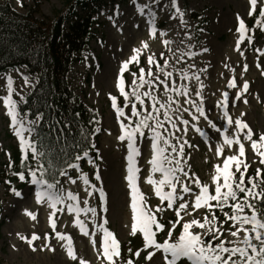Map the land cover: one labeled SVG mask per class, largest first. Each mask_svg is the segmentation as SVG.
<instances>
[{"label": "rangeland", "instance_id": "374dc122", "mask_svg": "<svg viewBox=\"0 0 264 264\" xmlns=\"http://www.w3.org/2000/svg\"><path fill=\"white\" fill-rule=\"evenodd\" d=\"M67 1L68 0H43L40 5V13L37 14V17L44 20L53 19L55 12L63 9ZM165 1H167V3L169 2V0H163L158 5L162 14L157 15L156 21L158 23L154 25L158 29V33L159 31L169 29L170 24H173V26L176 25L175 27L179 25L174 31L173 29H169L171 32L173 31L174 36L177 37L179 42L171 41L174 46L172 50L167 47L169 44H163L162 40H157L161 41L157 42L161 45L159 48H152L150 45L149 49H142L140 66L147 68V55H155L161 66H164V61L167 60L169 63L165 66L167 68L165 71L173 73L169 80V86L171 88L177 81L176 77L181 78V70L184 72L192 70L193 65L197 63L196 58H201V56L204 58L207 56L209 57L210 53L214 52L215 56L211 65L213 64L215 69H219L218 75L222 77L224 82L221 80V82L217 83L214 93H202L206 116L212 119L217 126L221 124L227 126L226 121L223 119L224 110L219 106V103L223 100V93L225 91H227L230 96H233L234 92L237 90L228 88V81L234 77L238 79V82L247 80L249 82V91L244 94V98L247 99L248 103H244L243 99L237 101V106L230 107L229 116L234 119H243L256 134L264 131V84L260 85L264 83V75L261 74V69L256 67V56L258 54L255 52V48H260L261 51L264 52V32H261L259 29L252 30L250 35H254V43L251 45L248 44L247 38L241 41L240 50L245 53L243 57L239 55L236 49V42L240 39V33L236 31L238 27L237 13L245 20V23L250 20V17L247 15L249 9L247 0H242V2L240 0H179L181 11L185 13L183 19L187 22V27L180 23L181 18L175 13V9L169 7V3L166 4ZM0 3H8L15 10L23 13L27 7L32 5L33 0H22V3L18 2V0H0ZM117 5H119L118 8H116ZM135 5L136 4L129 0H83V4L75 8L76 17H83L90 13L91 18L95 20V24L92 27L91 37L84 51L79 56V59L70 65L67 79L76 97L97 114L96 129H100V131H95L94 153H89L88 157H82L81 161H76L75 163L79 164V168L67 170L69 176L76 182L72 183L68 177H64V181H67L68 184L72 186L73 190L71 193L73 195L80 193L77 189L82 187L87 189V193L85 189H83L82 192L87 197L85 201L88 203L85 204L84 201H81V204H74L73 201H65L63 204H57L56 208H63V211L56 212L52 219L56 221V230L67 237L69 233L66 232L65 228L62 230L60 229L63 216L65 217L68 214H72L67 211L66 204L71 202L83 209V211L79 213V216L73 212L76 217L73 219L71 227L75 228L87 241L88 248L90 249L89 253L95 255V258H92L91 255L86 253L81 254L80 250L77 248V244L80 243V239L77 238L78 236L72 234L69 238L71 239L72 246L77 255L87 260L89 264H107L106 261L97 259V255L102 251L100 245L104 235L99 225L104 224L109 231H112L121 242V245L134 241L136 235L143 237L142 233L139 232L135 236L130 234L132 223V196L131 191H129L128 182L123 181V179L125 180L124 175L127 173L129 165L127 159V140L121 141L118 139L121 134L120 121L117 119L115 110L112 107L109 93L117 96V105L124 109L125 116L131 115V107L124 106L123 97L119 95L118 88L115 87L113 89L114 91H110L109 89H104L105 87H102V85L97 82L98 80L100 81V78H104L103 83L105 85L110 82H114L116 85L121 63L134 54L133 49L138 46L140 47L142 42H146V39L141 40L144 37L143 34L138 35L140 33V27L137 28L136 25L137 21L140 19L138 18L136 21L133 19V16L128 13V9L130 7L133 9ZM147 15V17L143 16V28H141V31L146 37H151L149 35V27L150 23H155V21L152 22L149 14ZM170 15L174 16L175 19H169ZM109 17H111V19H109ZM146 18H148V21H144ZM74 19L75 17H71L69 21ZM67 23L68 22H65L63 24L64 27L67 26ZM125 23L130 26H125ZM130 29H133L131 31L137 32V34L136 36L133 35V38L127 42V45L123 44L125 37L130 34L127 32ZM179 29L183 31L182 35ZM111 31L117 33L119 42H110L108 40ZM158 33L157 36L160 37ZM204 48H207L208 51H203ZM220 51H222L224 55L221 54L218 56L216 54ZM160 53H164V55L160 56ZM186 53H195V55L189 56L186 55ZM226 55L233 57L232 64L224 60ZM178 57L180 58L179 60L177 59ZM259 62L264 66V55L260 56ZM244 63L249 65L247 72H243L242 66ZM179 65H184V67L177 69ZM208 65L209 61L203 63L201 69H205ZM129 68L131 71L138 72V66L134 63L129 64ZM9 75L12 76L14 80L12 98L17 101V105L23 102L21 101V95L24 98L36 83L35 76L29 74L23 66L0 73V109L3 103V93L7 90L6 77ZM25 76L28 77L27 84H25L23 79ZM259 79L263 81H259ZM131 81V74L126 72L121 86H123L126 91L130 92ZM176 88L179 89L181 87L179 85ZM140 91L152 92L161 103L165 104H167L168 97H172L174 101H180L181 98V96L172 91H162L161 87H157L156 90L153 91L147 85H144ZM192 99L199 102L200 97H194ZM207 99H209V101H207ZM178 107L179 103H174L170 106L172 110ZM183 107L188 108L189 105H183ZM164 110L165 109H160L161 113H163ZM190 111L195 112V109H190ZM180 112H183V108H180ZM241 113H244V115L241 116ZM21 115L25 117V120L29 119L26 114ZM185 118L190 119L187 114H185ZM121 119H124V123L126 124L130 123L129 120L123 117ZM160 119H163L162 115ZM192 123L200 127L208 136L201 137L195 129L189 126V131L183 138L188 139L190 143L196 145V147L188 148L186 146V155L181 166L185 171H189L190 175L194 172L203 184H208L210 189L214 190L211 177L215 174V165L220 164L218 160L221 159L215 155L214 148L218 143L223 144V137L210 129L207 126V121L203 117ZM165 128L168 129V132L181 135L180 133H176V130L172 129L170 124H165ZM159 131L162 137H167L168 132H166L164 128L159 129ZM233 133L234 127L230 128L227 134L232 135ZM25 135L26 138H28L27 134ZM171 143L176 144L175 139H173ZM19 145V139L14 135L13 129L10 127V117L1 110L0 264H74V262L69 263L55 255L57 252H59L60 255L64 253L67 254L66 249L68 240L59 239L56 237L55 231L51 229L48 217L54 210L52 208L49 210L44 206L46 200L41 203V206L49 213L46 214L47 216L43 217V229H37L35 231H13L12 229V224L16 222L17 219H25L28 217L25 210L32 212L31 207L28 206L29 203H27L28 198L25 203L24 200H19L11 191L12 188H15L24 195L27 189L31 194L32 188H27L28 185L32 183L31 179L21 181L16 176H12L10 179L4 176L6 171L5 165L9 158L7 153H10L12 147ZM210 145L213 150H210ZM159 146L165 147L163 139L159 142ZM136 147L140 149V154L134 157V161H136L135 166L141 169L137 173L136 184L144 194L148 202L147 206L154 210L155 207L160 204V199L155 194L154 186L147 182V178L151 176L153 180L157 181L159 174L163 175V173L152 172L151 170L152 166L149 163L152 151L150 137L145 138L138 135ZM227 153L232 154L231 149H226L224 155H227ZM246 153L249 162L255 160L250 146H246ZM168 154L172 156L176 155L171 152V147H168L165 152V155ZM177 159H179V157H177ZM88 160H94L95 164H89L87 162ZM184 161H186V163ZM257 167L263 166L259 165L258 162L252 163L249 173L251 170L255 171ZM97 173L101 176L99 180L96 179ZM85 175L89 179L88 184L83 182L82 177ZM6 180H10L11 183L6 184ZM61 180L62 176L60 178V181ZM125 182L127 183L126 186ZM93 185H95V187H93ZM100 188H103L105 192L104 207L108 209L106 212L102 211L99 206ZM192 188L194 191L198 192V188H196L195 185H192ZM89 193H91V195H89ZM58 194H63L66 197L68 193L59 192ZM186 199H190V197H186ZM89 208H96L97 211L92 213L88 211ZM37 212L39 213V209H37L36 212L33 211L36 217ZM203 214L204 210H198L193 213V216L199 218ZM162 216L164 221L175 219V213L172 210H167ZM190 218L191 217L185 216L186 220ZM77 219L83 221L85 224L89 232L88 236H84L81 233L79 225L75 223ZM105 220L108 221L106 224ZM181 230V226L177 225L170 242L179 239ZM196 231H199V229H196ZM33 233L41 236L42 239L33 241V245L30 246L27 243V239H31ZM45 233H48V239H43ZM93 233H95V235H93ZM21 236L26 239L22 240L20 238ZM165 238L166 234L161 233L159 235V239L162 241ZM208 239L209 237H205V240ZM93 241L95 244H93ZM45 245L50 246L54 251H49ZM33 246L36 247V251L32 250ZM133 247L132 245V248ZM48 253L51 255L48 256ZM145 255H147V251L142 252L139 258V264H149L148 261L144 260ZM163 255L162 251H157L150 264H164ZM178 264H190V262H188L186 258H182V261L178 262Z\"/></svg>", "mask_w": 264, "mask_h": 264}, {"label": "snow or ice", "instance_id": "6c2138e0", "mask_svg": "<svg viewBox=\"0 0 264 264\" xmlns=\"http://www.w3.org/2000/svg\"><path fill=\"white\" fill-rule=\"evenodd\" d=\"M22 3V0H18ZM249 9L247 15L253 17L258 12V16L254 20L252 29H259L264 32V0H247ZM152 4H159V0H149L144 4L137 3V11L143 15L145 9H148V14L151 21H155L156 14L152 11ZM169 7L175 9V13L181 18L180 23L187 27V22L183 19L185 13L181 11L179 0H169ZM119 5L116 6L118 8ZM111 19V17H109ZM169 19H175L174 16H169ZM238 27L236 31L240 33V39L236 42V49L239 55L243 57L245 53L240 50L241 41L247 38L248 44L254 43V35L245 36L249 31L246 27L245 20L237 13ZM138 28L139 25H136ZM202 31V30H201ZM158 29L154 23H150L149 35L156 37ZM160 36L166 35L165 32L159 31ZM163 44L168 45L170 41L164 40ZM142 49H149V44L142 42L140 47L133 49L134 54L129 59L123 61L119 68V77L116 87L119 90V95L123 97L124 106L131 107V115L125 116L124 109L117 105V96L109 93V98L112 107L115 110L117 119L120 121L121 134L118 139L121 141L127 140L128 148V175L125 179L128 182V187L131 189L132 196V223L131 235L135 236L138 232L143 236V248L137 249L133 252L131 247L128 248L129 256L127 259L122 254L121 242L116 235L109 231L104 224L99 225L100 230L103 231V241L100 245L102 251L97 255V259L106 261L107 264H139V258L142 252L147 251L144 260L149 264L153 260L157 251H162L164 264H178L182 258H186L190 264H264V167H257L253 174H249L251 164L258 162L259 165L264 166V131L256 134L254 130L243 119L229 116L230 107L237 106V101L243 99L244 103H248L244 98V94L249 91V82L243 80L238 82L237 78L228 81V88L237 89L233 96H230L227 91L223 93V100L219 106L223 108V119L226 125L221 124L217 126L212 119H209L205 114L204 98L200 90H194L195 95L200 97L199 102L193 100L188 95V86L182 85L177 89L175 86L170 88L169 80L172 77V72H167L164 67L160 65L159 60L155 55H147V68L141 65ZM203 51H208L204 48ZM256 67L261 69V74L264 75V66L261 65L260 56L264 52L260 48H255ZM164 53H160L163 56ZM186 55L194 56L195 53H186ZM180 59L179 57L177 58ZM138 66V72L131 71L129 64ZM169 62L164 61V66ZM191 67V66H190ZM243 72H247L249 65L243 64ZM130 73L132 76L131 91H126L123 86V79L125 73ZM150 78V79H147ZM186 72L181 70V79H188ZM193 78L199 81L200 77L193 74ZM25 84L28 83V77H23ZM14 80L12 76L6 77L7 95L3 97V104L6 108V114L10 117V127L13 129L14 135L19 139L21 152L26 149L31 150L32 159L36 161V168H28V174L31 176V182L36 185H46V190H38L35 193V200L37 204L44 202L49 203L54 210L48 217L51 229L55 231L56 237L61 240H68L67 256L74 262V264H89V262L79 257L74 250L71 239L61 234L56 230V221L52 219L56 212H62L63 208L57 209V204H63L65 201H75L77 198L71 192L65 197L63 194H58L60 189L57 185L60 181L55 180L49 183L45 177V165L39 163L43 159L45 152L41 151L43 148L42 142L36 141L33 133L36 131V126L43 118V114H39L35 119H27L18 112L17 101L13 96ZM147 85L153 91L157 87H161L164 92L172 91L183 99L181 101H174L172 97H168L167 104L161 103L157 96L150 91L141 92L140 89ZM201 88L203 85L201 84ZM21 101L23 96L21 95ZM150 101V104H149ZM174 103H179V107L172 110L170 106ZM188 104V108L183 105ZM183 108V112H180ZM160 109H165L161 113ZM195 109V112L190 111ZM179 113V114H178ZM187 114L189 118H185ZM78 115V114H77ZM163 119H160V116ZM241 116L244 113L240 114ZM125 118L131 123H124ZM136 118L133 120V118ZM203 117L207 121V126L223 137V144H217L214 148L215 155L223 160L222 166L215 165V174L212 175L211 180L214 184V190L210 189L208 184H203L199 177L193 172L185 171L181 166L182 161L186 155V146L188 148L196 147L192 145L186 138L189 126L201 137H207L208 134L198 127L194 121L200 120ZM165 124H170L172 129L176 130V135L173 132H168ZM183 126V127H181ZM234 127V133L228 135L230 128ZM164 128L168 132L167 137H162L159 129ZM95 131H100L96 129ZM27 137L26 138V135ZM95 134V133H93ZM140 137L149 138L151 146V164L152 172L163 173L162 179L159 181L153 180L151 176L147 178V182L154 186L155 194L160 199V204L151 209L147 206L148 202L144 194L140 191L136 184L137 173L139 169L135 167L134 157L140 154V149L136 147L138 135ZM163 139L165 147H160L159 142ZM175 139L176 144L171 141ZM246 146H250L251 151L255 156V160L248 161ZM168 147H171V154L165 155ZM226 149H231L232 154L224 155ZM210 150H213L210 145ZM9 162L7 168L13 167L10 153H7ZM88 151L83 152V157H88ZM179 157V159H177ZM27 159V155L24 156ZM75 161H81L82 157L76 155ZM89 164H95L94 160H88ZM186 163V161H184ZM79 164L67 162L66 168L59 170V175L68 177V179L75 183L76 181L69 176L67 169H77ZM37 171L40 175L37 176ZM19 180H25L24 172H16ZM85 184L89 183L88 177H82ZM96 179H101L99 173L96 174ZM10 184V180L5 181ZM164 185H167L170 190L164 191ZM192 185L198 188V192L194 191ZM95 187V185H93ZM56 189V191H51ZM11 191L15 196L21 197L22 193L15 188ZM100 199L99 206L102 211H108L104 207L105 192L103 188L99 189ZM91 195V193H89ZM190 197V199H186ZM166 202V203H165ZM258 202V203H256ZM87 204V201H84ZM69 213L75 212L77 216L83 211L78 205L69 202L66 204ZM230 209V211L226 210ZM167 210H172L175 213L174 220L164 221L162 214ZM198 210H204V214L196 218L193 213ZM26 214L32 219H37L36 215L28 210ZM88 211L95 213L96 208H89ZM185 216L191 217L185 219ZM159 217V218H158ZM108 221L105 220V224ZM80 227V231L84 236H88L89 232L83 221L77 219L75 221ZM177 225L181 226V233L176 242H170L173 232ZM199 229V231H196ZM158 233L166 234L163 242H159L157 238ZM95 235V233H93ZM205 237H209L205 240ZM230 237V238H229ZM22 240L25 237H20ZM41 236L33 233L31 239H27V243L31 246L33 241L41 240ZM43 239H48V233H45ZM93 244L95 242L93 241ZM49 251H54L50 246L45 245ZM36 251V247H32ZM135 257V259H133Z\"/></svg>", "mask_w": 264, "mask_h": 264}, {"label": "trees", "instance_id": "16d2710c", "mask_svg": "<svg viewBox=\"0 0 264 264\" xmlns=\"http://www.w3.org/2000/svg\"><path fill=\"white\" fill-rule=\"evenodd\" d=\"M42 1L33 0L23 13L8 3H0V72L23 66L36 78L34 87L24 96L18 109L29 119L43 114L33 136L38 145L43 144L41 151L45 156L39 163L45 165L44 178L52 183L53 177L59 180V170L66 168L67 162L74 163L76 155L82 156L84 151L89 153L94 149L97 114L73 93L67 73L87 46L95 21L90 13L76 17L74 9L83 4V0H68L53 19L38 18ZM257 16L258 12L251 17L249 31ZM71 17L75 19L69 21ZM65 22L68 23L64 27ZM10 157L13 167H6L8 158L4 173L7 179L16 176V172H24L25 178L31 177L28 168H36L37 162L32 159L30 149L22 153L20 145L12 147ZM131 246V243L121 245L125 259Z\"/></svg>", "mask_w": 264, "mask_h": 264}, {"label": "bare ground", "instance_id": "6f19581e", "mask_svg": "<svg viewBox=\"0 0 264 264\" xmlns=\"http://www.w3.org/2000/svg\"><path fill=\"white\" fill-rule=\"evenodd\" d=\"M129 1L132 2V3H134V4H136V5H137V3L144 4V3L149 2V0H139V1L138 0H129ZM162 1L163 0H159V3L162 2ZM240 1L242 2V0H240ZM165 2H166V4L169 3V2L167 3V1H165ZM136 5H135V7L133 9L130 7L128 9V11H129L128 13L131 14L133 16V19H135L136 21H137L138 18L140 19L139 21H137V25H139V27H140V33L138 35L143 34V36H144L143 39H141V40H145L146 39V42H148L149 46L151 45L152 48H159L161 46L159 43H157V42H161V41H157V40H162V41L163 40H168V41H170V43H169V46H167V47L170 48V50H172V47H174V46L172 45L171 41L173 40V41L179 42V40L177 39V37H175L174 34H173V31L177 27H179V25H177V27H175L176 25L173 26V24H170V28L169 29H173V31L171 32V30H169V29L162 30L163 32L166 33V35H164V36H160L159 35L160 37L156 36L155 38L152 37V36L151 37H148V36L146 37L144 35V33L141 31V28H143V24H142L143 23V16H145V17L148 16L147 15L148 14V9H145L144 14L141 15L137 11ZM158 5L157 4H152V6H151L152 7V11H154L155 14H156L155 23H154L155 25L158 23L156 21L157 20V15H161L162 14V12L160 11V7H158ZM144 21H148V18H146ZM124 25L125 26H128V27L130 26V25L126 24V23ZM131 30H133V29H130V30L127 31L130 34H128V36L125 37L124 42L122 40L123 44H126L127 45L128 44L127 42L130 39L133 38V35L136 36L137 32H134V31H131ZM179 30H180V34L182 35V32L183 31L181 29H179ZM176 32H177V30H176ZM108 38H109L108 40L110 42H115V41H118L119 42V37H118L117 33L114 32V31H111L110 32ZM169 53H170V51H169ZM216 54L219 56V55L223 54V52L220 51V52H218ZM214 56H215L214 52L213 53L211 52L210 53V56L209 57L207 56L208 58L207 57L204 58L202 56H201V58H196V62L197 63L193 65V69L192 70H189V71H185L187 73V75H188L189 78L188 79H181L179 77H176V80L177 81L173 84V86L177 87V86L180 85V87H181L182 85H187L188 86V95H189V97L191 99L194 98V97H197L195 95V91L194 90H200L201 91V94L202 93H204V94H212V93H214L215 90H216L215 88L217 87V83L221 82V80L223 81L222 77L218 75L219 74V72H218L219 69H215L214 68V65L213 64L211 65ZM224 60L227 63H229V64H232L233 63V57H231V56H227L226 55L224 57ZM208 61H209V65L206 66L205 69H201L203 63L208 62ZM180 67H184V65H179L177 67V69L180 68ZM193 74L198 75L200 77L199 81H197V80H195L193 78ZM103 79L104 78H100V81L98 80L97 82H99V84H101L102 87H105L104 89H109L110 91L111 90L114 91L113 89L116 87L115 83L114 82H110L109 84L105 85L103 83ZM259 81H263V80L259 79ZM201 84L203 85V88H201ZM222 84H224V83H222ZM262 84H264V83H261L260 85H262ZM6 92H7V90L4 91L3 96H2V99H3L4 96H6ZM182 99L183 98L181 97L180 98V101ZM207 101H209V99H207ZM185 105H187V104H184V106ZM1 110H2L3 113L4 112L6 113V108H5V106H4L3 103H2V107H1L0 111ZM227 155H229V154L227 153ZM218 162H220L221 165L223 164V160L222 159H219ZM135 163H136V161H134V164ZM140 170L141 169H139V171ZM126 174L128 175V172ZM125 175H124V178L127 176V175L126 176ZM162 177H163V175L159 174V177H158V180L157 181H159L160 179H162ZM64 180H65L64 177H62V180L60 181V184L57 186V188L60 189V192L69 193V192H71L73 190V188H72V186H70L68 184L67 181L65 182ZM123 181H127V180L126 179L125 180L123 179ZM126 185H127V183L125 182V186ZM163 187H164V190H170L167 185H164ZM27 188H32L31 194L29 193L30 191H28L26 189L25 194L24 195L22 194L21 197H17V198L19 200H21V201L24 200L25 203H26V199L28 198L27 199V201H28L27 203H29L28 206L31 207L32 212L33 211L36 212L37 209H39V213L37 212V219H35V220L32 219L28 215H27L28 217L25 218V219L24 218L17 219L16 222H14L12 224L13 231H20V230H22V231H26V230H28V231H35L37 229L40 230V229H43L44 228V223H43L44 220H43V217L44 216H47L46 214L48 213V211L44 207L41 206V203L40 204H37L36 203L35 193L38 190H46V185H36V184L30 183V185H28ZM83 189H85V188L82 187L80 189H77V191L80 192L79 193L80 195L79 194H76L75 195L77 199L75 201H73L74 204H77V203L78 204H81V201H85L86 200L87 197L82 192ZM85 190H86V193H87V189H85ZM51 191H56V189H52ZM129 191H131V189H129ZM66 202H68V201H66ZM44 206H46L49 210L51 208L50 205H49V203L47 201H46V203H45ZM75 214H73V212H72V214H68L65 217L63 216V219H62V221L60 223V229L62 230V229L65 228L66 232L69 233L67 237H70L72 234H75L76 236H78L77 238L80 239V243L77 244V248L80 250L81 254H85L86 253L88 255H91L92 258H95V255H93L92 253H89V250L90 249L88 248L87 241L82 237V235L75 228L71 227V223H72L73 219L76 217ZM50 255L51 254L48 253V256H50ZM55 255L59 256L61 259L65 260V261H67L69 263H72L73 262L67 256V254H65V253L60 255V253L57 252V253H55Z\"/></svg>", "mask_w": 264, "mask_h": 264}]
</instances>
